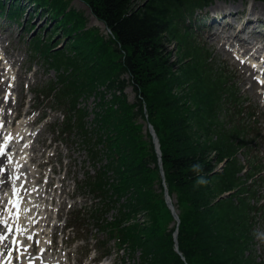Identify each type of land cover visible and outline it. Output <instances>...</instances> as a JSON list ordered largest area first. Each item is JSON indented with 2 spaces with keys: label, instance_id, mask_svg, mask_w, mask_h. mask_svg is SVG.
Wrapping results in <instances>:
<instances>
[{
  "label": "trees",
  "instance_id": "16d2710c",
  "mask_svg": "<svg viewBox=\"0 0 264 264\" xmlns=\"http://www.w3.org/2000/svg\"><path fill=\"white\" fill-rule=\"evenodd\" d=\"M23 1L15 0L7 12V2L0 0V13L15 19ZM28 1L56 21L46 39L39 33L31 40L33 55L57 74L39 94L63 112L61 136L82 137L95 168L82 188L96 201L69 226L83 219L100 225L108 240L139 252L141 264H264L253 235L254 212L262 205L252 203L261 201L253 187L263 166L249 160L246 167L237 155L248 146L239 117L244 99L232 75L211 62L212 52L195 40L187 23L213 0H82L109 33L88 27V17L72 0ZM60 31L66 43L57 48L61 39L53 40ZM93 95L98 101L89 121L91 111L80 104ZM146 114L179 210V251L176 225L164 224L165 214L173 216L155 145L139 123ZM200 177L207 183L197 184ZM225 192L230 195L220 198Z\"/></svg>",
  "mask_w": 264,
  "mask_h": 264
},
{
  "label": "rangeland",
  "instance_id": "374dc122",
  "mask_svg": "<svg viewBox=\"0 0 264 264\" xmlns=\"http://www.w3.org/2000/svg\"><path fill=\"white\" fill-rule=\"evenodd\" d=\"M220 4L225 5L226 10L238 9L240 14L237 16V20H235L239 22L238 19H241L240 15L244 14L243 23L247 16L246 12L250 11L252 4L261 7L264 6V0H214L209 6L199 10L198 14H206L208 12L209 15H212L216 12H223L225 9H214L216 5ZM71 5L85 13L88 17V27L98 26L102 31L105 30L103 23L92 13L87 3L82 0H72ZM39 15L34 16L30 14L27 23L34 22L42 28L52 21V17L49 15ZM4 18V16L3 18L0 17V74L8 81L9 87L5 93L11 100V104L6 107V111L10 114V120H13L17 111L21 113H19L21 117L27 110L30 113L33 111V114L28 117L31 120L37 117V120L29 123L30 126H22L24 131L31 133L29 142L35 145L34 149L37 148L32 153L38 156L32 167L36 169L38 162L50 160L45 166L37 168V172H41L43 176V181L30 184L31 189H38L37 192H34L38 195L36 207L43 215H49L50 219V224L47 226L48 235L42 237L41 245L50 244L52 234H54V246L56 247L51 249L48 255L54 253V257L60 258L62 264H77L81 260H84V264H88L92 258L102 253L104 248H101V244L107 240L106 234L101 233L99 228L93 223L85 224L80 230H67L65 224L66 217L69 218L68 215L70 216V213L83 210L87 203L91 202L87 200V193L84 194L83 190L79 191V188L81 189L82 187L85 171L92 168L93 161L89 159L87 155L88 150L80 137H72L69 144L60 139L53 124L62 119V114L59 111L51 110L48 107L47 101H42V97H36L31 92V88L38 90L46 81L55 78V73L53 71L47 72L41 61L30 59L31 54L26 39L31 34H28L16 25H9V21L7 22ZM23 20H25V17ZM262 23L264 24V17ZM195 25L196 27L193 29L197 40L213 50L211 62H216L217 59L218 63L228 64V67L233 69V73L237 76V85L240 87L242 95L245 98L247 97L253 107L259 110L257 130H264V91H262V87L252 86V80L256 79L258 73L256 71L252 72L244 61H240L239 57L243 48L241 45L232 42V39L228 40L229 42L223 47L219 42L211 43L210 39L212 38L208 36V33L212 29L207 28L206 25L199 26L197 23ZM42 32L45 35V29ZM229 33V30L222 32L223 35ZM256 36L258 37V35ZM252 37L254 36L252 35ZM58 38H63L61 33H59ZM169 48L172 51L171 59L174 60L177 57L175 43L169 45ZM230 50H234L236 56H233ZM217 62L216 64L218 65ZM125 91L128 94L129 100L133 101L135 93L132 87L128 86ZM97 101L98 99L95 96H91L87 100H83L82 103L92 111ZM250 103L248 101L246 104ZM93 116L94 114L91 113L88 118L89 121H91ZM22 120L23 118L20 121ZM139 123L143 124L145 121L140 119ZM12 124L16 126L17 123L14 121ZM143 130L144 132L146 131L144 126ZM256 134L257 132L252 133V138ZM251 136L248 135L247 137L250 139ZM248 146L249 148L246 151L254 156L256 163H261L264 166V135L256 139V141L250 142ZM241 158L244 160L245 155H241ZM48 180L52 181V185L48 190H45L43 189L45 188L43 185ZM260 183L264 184V171L262 172ZM262 188L264 196V187ZM41 193L45 195L44 199L42 195L40 197ZM47 205L50 207L49 209L45 208L48 207ZM164 216V224L166 226H173L175 223L174 217H170L168 214ZM256 221L255 231L264 232V215L258 214ZM96 236L99 238L98 244L94 239ZM28 245L30 246V244ZM108 245L113 247L112 253L106 258L108 264H118L122 258L129 262L135 261L136 264H140L137 261L139 252H135L134 254L129 250L115 252L117 247L114 242L111 241ZM255 250L258 256L264 258V243H261L258 239H256Z\"/></svg>",
  "mask_w": 264,
  "mask_h": 264
},
{
  "label": "bare ground",
  "instance_id": "6f19581e",
  "mask_svg": "<svg viewBox=\"0 0 264 264\" xmlns=\"http://www.w3.org/2000/svg\"><path fill=\"white\" fill-rule=\"evenodd\" d=\"M241 6V5H239ZM225 5H216L215 10H223ZM238 10H228L226 11L227 15H237ZM264 17V6H257L252 4L251 9L248 13L247 18L244 20L243 26L248 27L249 24H254L256 20H259ZM247 24V25H246ZM235 25V24H234ZM243 29V28H242ZM241 29L234 34L235 37L241 39ZM217 41L221 39L220 36L215 38ZM258 44V42L248 41L245 46V51L249 52ZM263 43L260 44L257 49L262 48ZM264 49V48H263ZM253 64H257L259 61L256 59L258 55L252 56ZM3 59V58H2ZM258 60V61H257ZM4 71V70H3ZM8 81L0 75V106L5 105L3 92L6 89ZM258 83L253 81L252 86H257ZM0 119H6V116L3 115V111L0 110ZM2 123L0 124L1 127ZM22 125L19 124L17 127L12 128L8 134L2 130L0 132V152L3 155H0V221H6L7 216L10 211H12V220L13 223L14 217L16 216V222L14 226V232L9 239L0 240V249H5L4 255L0 257V264L6 262V264H11L13 262V253L17 252L16 255L17 261L15 264H59V258L46 256L43 252L45 249H49L48 245L41 246L42 237L47 234L45 228H39L40 225H49L50 221L48 217H42L37 214V219L35 217L30 220L31 216L29 214L30 210L37 208V204H32L30 200L27 199V195L32 192L34 200H38V195L34 192H37L38 189L31 191L29 187L26 186L27 183L33 182L37 174H34V171L31 167L26 165V158L28 157V150L23 148V145H18V143L25 142V137L20 133ZM4 135V137H2ZM2 137V138H1ZM12 140V141H10ZM34 158H32L33 160ZM42 166V163L40 164ZM11 175V178H10ZM39 181V178H36ZM42 194H40L41 197ZM45 195L43 196V198ZM35 214V211H34ZM11 218V217H10ZM29 219V222L32 227V235L30 236V246L22 243L21 239L25 237V241L28 242L29 236L23 234V225L26 219ZM7 222H0V235L5 234ZM33 236V237H32ZM15 238L16 241H13ZM14 247L12 248V246ZM9 251V249H11ZM30 249V250H29ZM9 252V253H8ZM24 256L27 259L21 261V257ZM51 262V263H50ZM80 264H84L82 261Z\"/></svg>",
  "mask_w": 264,
  "mask_h": 264
},
{
  "label": "water",
  "instance_id": "95a60500",
  "mask_svg": "<svg viewBox=\"0 0 264 264\" xmlns=\"http://www.w3.org/2000/svg\"><path fill=\"white\" fill-rule=\"evenodd\" d=\"M146 123H147L146 125H147L149 131L153 135L154 143L156 145L157 153H158V156H159V162H160V165H162V154H161V150H160V144H159V140H158V138L156 136V133H155V130H154V126L151 123V121H149L148 119H147ZM162 177H163V180H164L165 179V175H164V171L163 170H162ZM163 182H164V185H165L164 195H165V199H166L167 205L172 210V213H173L174 217L176 218V220L179 222L180 221L179 215L177 214L175 206L173 205L172 199H171V197H170V195L168 193V189H167V186L165 184V181H163ZM175 237H176V242H177V231L175 233Z\"/></svg>",
  "mask_w": 264,
  "mask_h": 264
},
{
  "label": "clouds",
  "instance_id": "9594fccd",
  "mask_svg": "<svg viewBox=\"0 0 264 264\" xmlns=\"http://www.w3.org/2000/svg\"><path fill=\"white\" fill-rule=\"evenodd\" d=\"M194 169L196 171H199L200 170V167L199 165H195L194 166ZM207 183V180H205L203 177H200L198 180H197V184H206ZM253 235L256 237V239H258L261 243H264V232H254Z\"/></svg>",
  "mask_w": 264,
  "mask_h": 264
},
{
  "label": "snow or ice",
  "instance_id": "6c2138e0",
  "mask_svg": "<svg viewBox=\"0 0 264 264\" xmlns=\"http://www.w3.org/2000/svg\"><path fill=\"white\" fill-rule=\"evenodd\" d=\"M261 83H264V81H261ZM0 155H3V153L0 152ZM0 222L6 223V221H0ZM9 231H11V229H9ZM4 239H6V237L3 235H0V240H4Z\"/></svg>",
  "mask_w": 264,
  "mask_h": 264
}]
</instances>
